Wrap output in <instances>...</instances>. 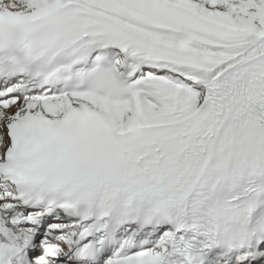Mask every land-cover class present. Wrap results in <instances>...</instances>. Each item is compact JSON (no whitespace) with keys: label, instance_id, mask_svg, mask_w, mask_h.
<instances>
[{"label":"snow or ice","instance_id":"1","mask_svg":"<svg viewBox=\"0 0 264 264\" xmlns=\"http://www.w3.org/2000/svg\"><path fill=\"white\" fill-rule=\"evenodd\" d=\"M0 264H264V0H0Z\"/></svg>","mask_w":264,"mask_h":264}]
</instances>
